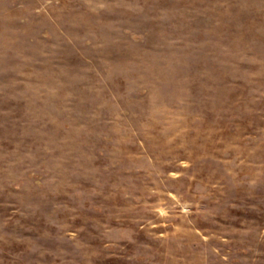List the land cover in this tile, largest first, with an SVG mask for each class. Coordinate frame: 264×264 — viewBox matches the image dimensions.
<instances>
[{
  "label": "rangeland",
  "instance_id": "obj_1",
  "mask_svg": "<svg viewBox=\"0 0 264 264\" xmlns=\"http://www.w3.org/2000/svg\"><path fill=\"white\" fill-rule=\"evenodd\" d=\"M0 264H264V0H0Z\"/></svg>",
  "mask_w": 264,
  "mask_h": 264
}]
</instances>
